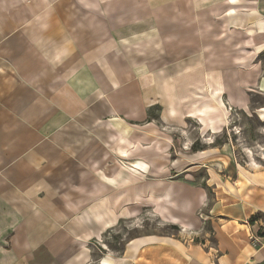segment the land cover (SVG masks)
Wrapping results in <instances>:
<instances>
[{
    "label": "crops",
    "instance_id": "1",
    "mask_svg": "<svg viewBox=\"0 0 264 264\" xmlns=\"http://www.w3.org/2000/svg\"><path fill=\"white\" fill-rule=\"evenodd\" d=\"M161 1L0 0V264L264 263V158L219 146L172 164V137L140 125L153 80L131 84L128 63L158 45L165 62L202 60L206 35L232 45L228 66L213 58L171 90L181 108L218 94L204 123L223 130L221 94L244 112L264 95V0ZM144 210L179 229L99 254L96 237Z\"/></svg>",
    "mask_w": 264,
    "mask_h": 264
},
{
    "label": "rangeland",
    "instance_id": "2",
    "mask_svg": "<svg viewBox=\"0 0 264 264\" xmlns=\"http://www.w3.org/2000/svg\"><path fill=\"white\" fill-rule=\"evenodd\" d=\"M141 4V0H139ZM164 0L159 3L163 5ZM227 40V39H225ZM142 46V45H141ZM232 45L223 43L219 46L212 43L211 39H208L206 35V43L204 46V54L199 55L202 60L196 61L190 59L186 61H174L172 63L165 62L163 59H159L163 55V51L160 52V46H157V59L156 60H136L128 62L132 66H136L135 70L139 73L137 77L131 80V84L134 82H141L142 87L149 89L150 79L153 80V84L156 88V99L154 102L157 104L147 110L148 115L140 118V125L143 127L148 121L157 126L159 136L164 135L173 139V147L171 155L173 157L172 164L179 161L181 153H184V160L192 161L199 152L218 148L219 146L229 149V147L236 152L238 156L241 154L240 161L245 163L246 161H259L258 158H264V122L260 118L258 111L259 106L264 103V95L260 96L255 90L250 92L249 96L253 103L252 109L244 112L239 111L228 104V99L223 94L220 95V102L226 107L227 111V125L222 130H216L213 125H207L204 123L208 119V110L204 107L212 105L214 102V96L218 94L204 93L205 96H198V103L195 105L187 106L188 108H181L184 106L179 99L176 98L173 93V82L177 83L182 81V77L179 73H193L199 68H205L211 70L214 64L213 58L216 62L222 66H228V55ZM195 57V55H194ZM263 73H264V53L260 58ZM126 62V67H128ZM151 75L146 71L148 68ZM172 71L175 74H172ZM178 74V75H177ZM178 82V83H179ZM126 83V85L130 84ZM130 86V85H129ZM217 101V100H216ZM175 104V105H174ZM264 105V104H263ZM168 112L169 121H161V115L163 114L164 107ZM186 106V105H185ZM188 112L189 115L180 114V111ZM209 112H213L210 110ZM186 116H190L184 122ZM147 120H144V119ZM144 120V121H143ZM178 123V124H177ZM228 145L227 147H225ZM248 156L250 160L246 157ZM213 157H204V160L209 163H213ZM131 162H125V165H129ZM132 167V166H131ZM134 168V167H133ZM175 176V174H173ZM165 230L171 231L172 229H179L178 225L170 224L162 220L158 215L153 214L148 210L140 215L138 219L130 221H122L120 224L112 230H108L101 236L96 237L91 243L98 247V252L101 248L107 249H121L125 243L143 233H160ZM100 254V252H99ZM101 264V259L98 263ZM103 264H107L105 261Z\"/></svg>",
    "mask_w": 264,
    "mask_h": 264
},
{
    "label": "built area",
    "instance_id": "3",
    "mask_svg": "<svg viewBox=\"0 0 264 264\" xmlns=\"http://www.w3.org/2000/svg\"><path fill=\"white\" fill-rule=\"evenodd\" d=\"M255 239L253 238V241H254ZM264 264V263H263Z\"/></svg>",
    "mask_w": 264,
    "mask_h": 264
}]
</instances>
